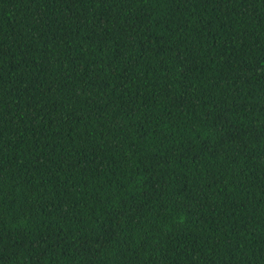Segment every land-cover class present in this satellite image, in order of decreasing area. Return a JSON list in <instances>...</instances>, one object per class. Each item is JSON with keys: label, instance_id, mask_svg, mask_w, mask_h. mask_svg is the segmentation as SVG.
<instances>
[{"label": "trees", "instance_id": "trees-1", "mask_svg": "<svg viewBox=\"0 0 264 264\" xmlns=\"http://www.w3.org/2000/svg\"><path fill=\"white\" fill-rule=\"evenodd\" d=\"M0 264H264V0H0Z\"/></svg>", "mask_w": 264, "mask_h": 264}]
</instances>
